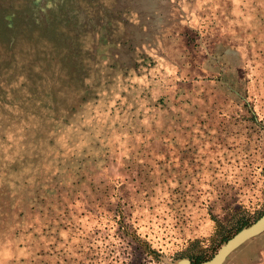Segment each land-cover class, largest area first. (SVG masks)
Returning a JSON list of instances; mask_svg holds the SVG:
<instances>
[{
  "label": "rangeland",
  "instance_id": "rangeland-1",
  "mask_svg": "<svg viewBox=\"0 0 264 264\" xmlns=\"http://www.w3.org/2000/svg\"><path fill=\"white\" fill-rule=\"evenodd\" d=\"M263 212L264 0H0V264L199 263Z\"/></svg>",
  "mask_w": 264,
  "mask_h": 264
},
{
  "label": "water",
  "instance_id": "water-1",
  "mask_svg": "<svg viewBox=\"0 0 264 264\" xmlns=\"http://www.w3.org/2000/svg\"><path fill=\"white\" fill-rule=\"evenodd\" d=\"M263 232L264 212L253 223L243 227L232 237H230L224 244L221 245L219 250L211 258L199 263H192L188 259H181L175 264H222L231 252L240 247L249 239L254 238Z\"/></svg>",
  "mask_w": 264,
  "mask_h": 264
}]
</instances>
